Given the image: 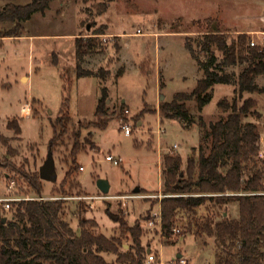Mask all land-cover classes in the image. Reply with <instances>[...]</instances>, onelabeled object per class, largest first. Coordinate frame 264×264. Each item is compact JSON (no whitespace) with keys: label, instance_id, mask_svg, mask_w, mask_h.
Listing matches in <instances>:
<instances>
[{"label":"rangeland","instance_id":"rangeland-1","mask_svg":"<svg viewBox=\"0 0 264 264\" xmlns=\"http://www.w3.org/2000/svg\"><path fill=\"white\" fill-rule=\"evenodd\" d=\"M6 3L1 1L0 7ZM4 27L9 25H0V30ZM217 28L231 38L246 33L255 42L264 41V0H54L44 15L34 14L24 23V39L7 40L0 45V132L11 138L10 146L18 152L3 171L2 195L7 193L9 181L16 180L19 186L15 193L37 197L23 175L39 172L52 139L61 131L57 120L62 111L68 112V133L53 152L57 181L40 179L43 196L62 198V192L67 193L64 220L77 232L80 216L95 220L96 231L108 238L120 235V218L129 226L139 223L144 246L150 247L162 263L174 262L182 254L189 259L188 264H216L221 254L219 245L214 238L196 237L187 228L186 218L179 216L178 233L169 239L162 237L159 223L153 218L160 211L159 198L125 201L119 197L132 196L138 188L157 193L164 180L160 176V149L168 152L164 156L172 155L168 148L177 144L179 148L173 155L181 156L185 163L204 136L197 116L204 117L207 127L227 117L218 103L225 98L232 101L236 94L232 85L222 84L214 86L213 99L202 113L197 111L195 102L188 103L191 113L196 115L194 124L188 127L179 120L163 119L162 123L158 112L159 102H171L176 94L191 93L197 87L203 72L186 43L190 40L198 51L197 44L204 35ZM101 31L103 52L87 57L83 68H104L110 70V76L105 82L97 77L77 79L76 36L87 38ZM115 45L123 47L122 65ZM217 55L221 60L222 53ZM200 58L206 60L205 54H200ZM120 68L123 73L116 78ZM241 70L236 66L224 71L237 76ZM258 85L263 91L245 94L244 99L257 101L260 117L251 116L248 120L260 126V147L264 153V76L258 79ZM104 87L113 103L102 117L109 119L102 129L88 124L99 122L95 111ZM26 104L32 107L31 115L24 117L22 107ZM13 118L20 121L19 138L7 128ZM139 121L142 126H138ZM81 123L84 150L77 156L76 164L84 171L78 168L63 187L62 182L73 166L71 149ZM122 123L131 125V135L125 134ZM210 145L209 139L207 153ZM1 154L7 156V148L3 147ZM109 155L120 165L107 161ZM99 179L109 182V194L99 191ZM225 211L230 218L239 219L237 202L217 210L215 219L220 220ZM206 215L203 208L198 219ZM131 242V238L124 239V248L128 249ZM104 257L110 263L116 260L114 255Z\"/></svg>","mask_w":264,"mask_h":264},{"label":"trees","instance_id":"trees-1","mask_svg":"<svg viewBox=\"0 0 264 264\" xmlns=\"http://www.w3.org/2000/svg\"><path fill=\"white\" fill-rule=\"evenodd\" d=\"M0 1H7L0 7V25H9L0 30V37L7 38L21 37L24 23L36 13L44 15L54 0H31L26 5L16 4L18 0ZM103 34L101 31L87 38H76L74 74L77 79L97 77L105 81L110 75L104 68L98 71L83 68L88 56L103 52L100 38ZM250 40L246 33L231 38L218 28L204 35L197 44L198 51L188 40L186 47L198 62L204 77L191 93H178L171 102L160 106L164 118L179 120L188 127L194 124L196 117L188 103L195 102L197 111L202 113L213 99L214 86L222 84L235 88L236 97L232 101L225 98L218 103L219 110L227 114L226 118L211 122L207 127L204 117L197 116L204 136L185 163L179 155L163 158L164 197L160 199V233L165 239L171 238L179 216L186 218L187 228L196 237L214 238L219 245L221 254L216 264H264V159L259 157L260 126L248 120L251 116L259 118L260 114L256 111V100L244 99L245 94L263 91L258 79L264 76V48L251 47ZM115 48L120 51L119 45ZM218 52L223 55L221 60ZM202 53L206 60L200 58ZM236 66L242 67L237 76L224 71ZM122 73L123 68H120L116 78ZM108 100V90L104 87L95 112L99 122H89V126L106 128L109 119L102 117L107 115ZM70 121L68 112L62 111L56 124L61 131L56 133L50 144L53 152L60 139L67 135ZM7 128L17 138L22 134L20 121L16 118L9 120ZM83 128L80 124L75 133L71 149L73 166L62 182L63 187L80 168L76 159L84 149L81 142ZM209 139L211 145L207 153ZM10 142L11 138L0 132V196L3 171L11 165L9 159L18 154ZM3 147L7 148L9 158L1 154ZM23 176L32 191L43 196L39 172ZM62 194V198L67 197L65 190ZM233 202L239 204V219L224 215L225 211L221 219L216 220V211ZM64 203L63 199L21 202L14 204L10 216H6L0 206V264H148V248L143 244L139 223L129 226L120 218V235L108 238L96 231L98 224L95 220L80 216L77 232L62 217ZM203 208L207 215L198 219ZM4 218H7L5 222ZM130 238L132 242L125 249L124 239ZM104 255H114L116 260L110 263Z\"/></svg>","mask_w":264,"mask_h":264},{"label":"built area","instance_id":"built-area-1","mask_svg":"<svg viewBox=\"0 0 264 264\" xmlns=\"http://www.w3.org/2000/svg\"><path fill=\"white\" fill-rule=\"evenodd\" d=\"M104 41H106V39H104ZM250 46L251 47H256V46H260L264 48V41L262 42H255V40H250ZM22 112L24 114H26L27 116L31 115V106L29 104L24 105V107H22ZM128 112V111H126ZM122 130L125 132L126 135H131L132 134V128L131 125L129 123H122ZM178 146L174 145L172 148L169 149V153L170 154H175L176 150H177ZM259 157L261 159H264V153L260 152ZM106 160L109 162H113L114 165L118 166L120 165V162L115 160L112 156H107ZM84 168L80 167V171H83ZM18 182L16 180H10L9 183L6 186V192L4 195L0 196V206H1V210L4 214H6V216H9V214H11V211L13 209L14 204H19L21 202H28V201H56V200H61V199H65V198H60V197H45V196H37V197H32L30 195H24L21 196L19 195L17 192L15 193V190H18ZM164 196H162L163 198ZM120 199L123 200H127L129 198H136V199H142V198H156V196H141V195H137L134 194L132 196H122L119 197ZM154 220L157 221L159 223V227L161 228V223H162V216H161V211L154 213ZM151 225L154 224V222H150ZM174 233H178L180 230L175 227L174 228ZM147 263L148 264H164L161 261L157 260V255L154 252L148 253L147 256ZM165 264H188V260L187 258L181 257L179 259H177L174 262H169V263H165Z\"/></svg>","mask_w":264,"mask_h":264},{"label":"crops","instance_id":"crops-1","mask_svg":"<svg viewBox=\"0 0 264 264\" xmlns=\"http://www.w3.org/2000/svg\"><path fill=\"white\" fill-rule=\"evenodd\" d=\"M1 2V1H0ZM115 36H118V37H121L122 38V36L121 35H115ZM79 36H76V38H78ZM25 38V36H21V37H7V38H2V37H0V45L2 44H4V41H7V40H22V39H24ZM122 50H123V47H122V45H120V51L118 52L119 53V64L120 65H122V59H121V56H122ZM95 55H92V56H88V57H94ZM86 62V61H85ZM199 66V65H198ZM200 68V67H199ZM86 69V68H85ZM87 70H89V69H87ZM202 71V70H201ZM109 72H110V70H109ZM203 72V71H202ZM110 76V75H109ZM108 76V77H109ZM203 77H204V75H203ZM202 77V78H203ZM83 78H86V77H83ZM202 78H200V79H202ZM25 81H27L28 80V78L27 77H25V78H23ZM107 80V79H106ZM105 80V81H106ZM105 81H102V82H105ZM163 87V86H162ZM98 102H99V99H98ZM111 103H113V101L112 100H108V108H110V104ZM30 105V104H29ZM98 105V104H97ZM31 106V105H30ZM160 106H161V103L159 102V109H158V112L160 113V117H161V122L163 123V119H166V118H164L163 116H162V114H161V112H160ZM32 108V107H31ZM97 108V107H96ZM96 112V111H95ZM23 113V112H22ZM23 116L24 117H27V115L26 114H24L23 113ZM171 120H176V119H171ZM82 124V123H81ZM183 124V123H182ZM143 125V122H141V121H139L138 122V126H142ZM183 126L185 127V125L183 124ZM95 144V143H94ZM175 145H177V144H175ZM95 146L100 150V147L98 146V145H96L95 144ZM178 146V145H177ZM178 148H179V146H178ZM177 148V149H178ZM169 149L170 148H168V151H169ZM84 150V149H83ZM160 152H161V154H160V161H159V163H160V176H161V178H162V180H163V170H162V158H163V156L165 155V154H168V152H163V149H160ZM176 153H177V150H176ZM81 167V166H80ZM80 169V168H79ZM84 171V170H83ZM83 171H81V172H83ZM163 188H164V180L162 181V184H159V188H158V192L157 193H154V192H151V191H149V190H147V189H144V188H140V192L139 193H137V195H141V196H156V198H159V199H161L162 198V194H161V192H162V190H163ZM100 191V190H99ZM110 191H111V187H110ZM109 191V192H110ZM142 199H152V198H142ZM226 214V213H225ZM149 249H150V251L152 252V250H151V248L149 247ZM179 255H181V257H184L182 254H179ZM178 255V256H179ZM180 257V258H181ZM184 258H186V257H184ZM187 260H188V262H189V259L187 258Z\"/></svg>","mask_w":264,"mask_h":264},{"label":"water","instance_id":"water-1","mask_svg":"<svg viewBox=\"0 0 264 264\" xmlns=\"http://www.w3.org/2000/svg\"><path fill=\"white\" fill-rule=\"evenodd\" d=\"M89 29V28H88ZM40 179L47 182H56L57 181V170L55 165V159L53 151L50 150L48 153V157L44 164L39 169ZM98 189L104 195L109 194L110 191V184L107 180L99 179L97 182ZM140 192V188L135 190V194ZM226 215V214H225ZM118 218H115L117 221ZM7 218H4L3 221L5 222ZM148 253H150V249H148ZM181 255L177 257L179 259Z\"/></svg>","mask_w":264,"mask_h":264}]
</instances>
